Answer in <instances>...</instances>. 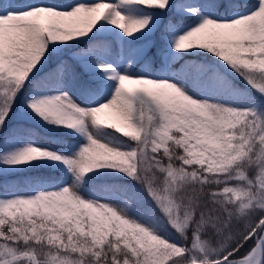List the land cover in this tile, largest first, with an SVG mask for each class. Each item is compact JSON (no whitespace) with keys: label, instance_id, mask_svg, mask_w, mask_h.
Segmentation results:
<instances>
[{"label":"snow or ice","instance_id":"1","mask_svg":"<svg viewBox=\"0 0 264 264\" xmlns=\"http://www.w3.org/2000/svg\"><path fill=\"white\" fill-rule=\"evenodd\" d=\"M0 264H264V0H0Z\"/></svg>","mask_w":264,"mask_h":264},{"label":"rangeland","instance_id":"2","mask_svg":"<svg viewBox=\"0 0 264 264\" xmlns=\"http://www.w3.org/2000/svg\"><path fill=\"white\" fill-rule=\"evenodd\" d=\"M60 2H67V0H60ZM239 83H240V85L243 87L244 86V84H243V82L242 81H239ZM40 143H47V141H43V140H40L39 141ZM53 147H57L56 145H53ZM250 248V247H249ZM249 248H248V250H249ZM247 250V251H248ZM246 253V252H245ZM244 253V254H245Z\"/></svg>","mask_w":264,"mask_h":264},{"label":"trees","instance_id":"3","mask_svg":"<svg viewBox=\"0 0 264 264\" xmlns=\"http://www.w3.org/2000/svg\"><path fill=\"white\" fill-rule=\"evenodd\" d=\"M43 141H47V140H43ZM248 248H249V246L246 245L245 249L241 250V254L237 258H239L241 255H243L248 250Z\"/></svg>","mask_w":264,"mask_h":264},{"label":"water","instance_id":"4","mask_svg":"<svg viewBox=\"0 0 264 264\" xmlns=\"http://www.w3.org/2000/svg\"><path fill=\"white\" fill-rule=\"evenodd\" d=\"M254 246V245H253ZM248 251H250V248H249V250ZM247 252V251H246ZM246 254V253H245ZM245 254H243V255H245ZM243 255H241L238 259H242L243 258Z\"/></svg>","mask_w":264,"mask_h":264}]
</instances>
